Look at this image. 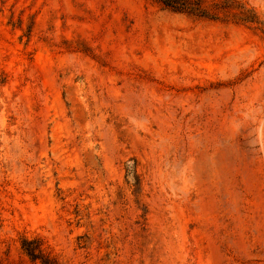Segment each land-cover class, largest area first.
I'll list each match as a JSON object with an SVG mask.
<instances>
[{"label": "rangeland", "instance_id": "rangeland-1", "mask_svg": "<svg viewBox=\"0 0 264 264\" xmlns=\"http://www.w3.org/2000/svg\"><path fill=\"white\" fill-rule=\"evenodd\" d=\"M0 0V264H264V0Z\"/></svg>", "mask_w": 264, "mask_h": 264}, {"label": "trees", "instance_id": "trees-1", "mask_svg": "<svg viewBox=\"0 0 264 264\" xmlns=\"http://www.w3.org/2000/svg\"><path fill=\"white\" fill-rule=\"evenodd\" d=\"M166 6L175 10H188L189 6L183 0H159ZM22 248L30 259L31 264H61L55 257L46 253L43 243L39 238L25 237Z\"/></svg>", "mask_w": 264, "mask_h": 264}]
</instances>
